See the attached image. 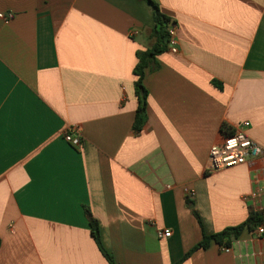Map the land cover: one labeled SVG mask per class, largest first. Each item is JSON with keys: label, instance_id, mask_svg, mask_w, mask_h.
<instances>
[{"label": "crops", "instance_id": "0c3cea01", "mask_svg": "<svg viewBox=\"0 0 264 264\" xmlns=\"http://www.w3.org/2000/svg\"><path fill=\"white\" fill-rule=\"evenodd\" d=\"M154 1L177 23L178 53L146 71L136 132L149 2L0 0V264H109L86 207L117 264H264L248 230L181 262L264 207V156L208 171L224 126L250 123L264 145V0ZM74 125L80 148L65 140Z\"/></svg>", "mask_w": 264, "mask_h": 264}, {"label": "trees", "instance_id": "16d2710c", "mask_svg": "<svg viewBox=\"0 0 264 264\" xmlns=\"http://www.w3.org/2000/svg\"><path fill=\"white\" fill-rule=\"evenodd\" d=\"M150 3V5L154 9V20H155V28L153 30V37L156 38L155 46L146 51L140 52L138 54L139 62L135 68V75L137 80L135 82L136 95L138 97L139 106L137 109L136 120L134 124V130L136 132H141L145 127L148 121L147 114V101H148V91L145 86L144 80L146 76V71L148 69L153 68L156 65V57L163 52H165L168 48V44L165 41L169 36V27L173 24L177 25L176 22L172 21L170 17L164 14L159 4L154 0H146ZM224 131L226 134L232 135L235 131L228 130L226 126H224ZM86 216L88 219V223L90 225L92 236L96 241L100 251L103 256L109 262V264H117L113 255L105 248L101 238V231L99 222L93 217L91 211L86 207L85 208ZM200 224L202 225V220L199 215L194 212ZM264 222V211H251L249 217L245 222L238 226L228 227L221 232L212 235H204L203 240L195 246L184 258L181 262L188 259L194 252L200 249H208L212 243H216L219 247L230 248L235 241H237L243 233L248 231H255V229ZM1 247V240H0Z\"/></svg>", "mask_w": 264, "mask_h": 264}, {"label": "built area", "instance_id": "2783aa9c", "mask_svg": "<svg viewBox=\"0 0 264 264\" xmlns=\"http://www.w3.org/2000/svg\"><path fill=\"white\" fill-rule=\"evenodd\" d=\"M168 48L171 53H178L177 25L173 24L169 27ZM136 32H132V35ZM250 123H245L242 129L227 136L221 144L214 145L210 149L208 160V171L218 172L222 170L232 169L246 164L250 159L264 156V145L252 139L247 129ZM82 129L80 126H71L66 134L65 140L75 148H80L83 144ZM259 193H253L252 198L257 199ZM264 211V207L261 209ZM258 236L264 237V222L255 229ZM157 236L160 239L170 238L172 231L169 229H159ZM224 251H230V248H223Z\"/></svg>", "mask_w": 264, "mask_h": 264}, {"label": "water", "instance_id": "95a60500", "mask_svg": "<svg viewBox=\"0 0 264 264\" xmlns=\"http://www.w3.org/2000/svg\"><path fill=\"white\" fill-rule=\"evenodd\" d=\"M166 42H168V39H166Z\"/></svg>", "mask_w": 264, "mask_h": 264}]
</instances>
